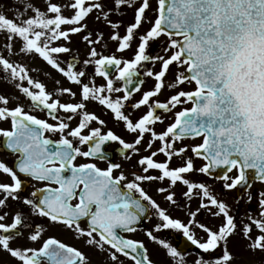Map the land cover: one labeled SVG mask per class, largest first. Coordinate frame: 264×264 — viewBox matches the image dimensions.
Returning <instances> with one entry per match:
<instances>
[{"label": "snow or ice", "instance_id": "6c2138e0", "mask_svg": "<svg viewBox=\"0 0 264 264\" xmlns=\"http://www.w3.org/2000/svg\"><path fill=\"white\" fill-rule=\"evenodd\" d=\"M0 83V264H264V0H13Z\"/></svg>", "mask_w": 264, "mask_h": 264}, {"label": "flooded vegetation", "instance_id": "af4514ba", "mask_svg": "<svg viewBox=\"0 0 264 264\" xmlns=\"http://www.w3.org/2000/svg\"><path fill=\"white\" fill-rule=\"evenodd\" d=\"M147 84H148V80H146V84H145V86H147ZM41 115H42V114H41ZM110 126H111V125H110ZM115 130L118 131V132L120 131L119 128H116ZM114 148H115V145H110V146H108V149H107V150H108L109 152H112ZM115 159H116L117 161H119L120 157H119L118 155H116V156H115ZM197 163H199V161H197ZM148 224H149V222H148L147 220H145V221H144V226H148ZM53 234L58 235L61 239H65V240H67V242H69V243H75V241H73V240L71 239V237L65 235L64 233L57 232V231L54 230ZM136 238H143L142 233H138V234H136ZM174 239H179V240H180V245H181V247H184V242H183V239H182V238H179L178 235H177V237H174ZM187 251H189V252L192 251V249H191L190 246L187 248Z\"/></svg>", "mask_w": 264, "mask_h": 264}, {"label": "rangeland", "instance_id": "374dc122", "mask_svg": "<svg viewBox=\"0 0 264 264\" xmlns=\"http://www.w3.org/2000/svg\"><path fill=\"white\" fill-rule=\"evenodd\" d=\"M13 2V0H0V9H5V8H7L11 3ZM8 15L9 16H11L12 15V12L11 11H9L8 12ZM81 51H83V50H81ZM33 75H37V73H33ZM47 75V73H44L43 75H39L38 76V78H40V79H44V76H46ZM53 75H55V73H53ZM150 81V80H149ZM46 83H48V85H49V88L51 89V82H50V78H49V80H47V81H45ZM151 82V81H150ZM152 83V82H151ZM150 83V84H151ZM0 90H3V91H6L7 90V87H6V85L5 84H3V83H0ZM162 98V97H161Z\"/></svg>", "mask_w": 264, "mask_h": 264}]
</instances>
